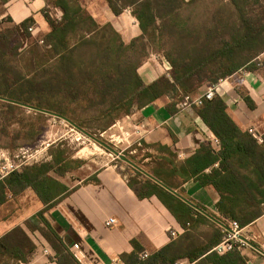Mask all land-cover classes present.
<instances>
[{
	"label": "trees",
	"instance_id": "trees-1",
	"mask_svg": "<svg viewBox=\"0 0 264 264\" xmlns=\"http://www.w3.org/2000/svg\"><path fill=\"white\" fill-rule=\"evenodd\" d=\"M197 1L106 0L115 15L129 8L139 23L142 34L126 43L111 23L99 24L76 0H55L63 14L54 19L47 8L43 9L49 33L36 36L29 31L33 18L20 24L28 50L16 27L0 28V97L66 117L95 137L134 109L141 110L165 96L173 99L170 109L174 114L186 96L192 97L201 87L225 78H231L239 95L254 109L241 71L264 77V0H228L232 9L221 6L222 11L213 16L214 25L198 21L195 15H184ZM152 53H161L171 69L148 82L139 68ZM193 109L219 140V148L205 141L183 164L162 157L157 167L147 171L173 190L181 185L171 181L174 176L183 182L200 180L219 196L213 217L224 225L235 220L245 228L264 215V135L260 144L250 130H242L227 113L226 101L219 94ZM26 111L38 119L45 115L0 100L1 149L33 145L43 133L35 121L26 119ZM163 149L171 152L169 147ZM49 155L50 161L23 166L0 179V208L29 188L43 204L24 222L25 227L16 226L0 238V264H28L33 259L37 245L27 231L44 238L53 252L50 259L57 264H81L46 213L70 193L60 178L80 169L84 161L69 156L62 143L51 146ZM147 158L154 161L157 157L147 153L143 159ZM164 161L172 168L166 169ZM135 163L140 166V162ZM207 169L210 171L205 172ZM136 173L142 179L128 185L137 197H156L183 231L176 237L170 234L171 241L154 251L143 235L133 238V250L119 255L123 264H175L183 260L247 264L242 250L213 251L226 235L222 226L154 180ZM91 180L98 182L96 176ZM179 193L184 194L182 190Z\"/></svg>",
	"mask_w": 264,
	"mask_h": 264
},
{
	"label": "crops",
	"instance_id": "crops-1",
	"mask_svg": "<svg viewBox=\"0 0 264 264\" xmlns=\"http://www.w3.org/2000/svg\"><path fill=\"white\" fill-rule=\"evenodd\" d=\"M54 2L55 0H0V28L16 27L26 43L20 24L33 18L35 35L44 36L49 33L50 26L43 15V9L47 8L54 19L61 18L63 14L61 7ZM76 3L86 8L99 24L111 23L126 43L142 34L139 23L129 8L124 9L120 15H115L106 0H76ZM152 54L139 68V73L148 82L169 74L171 69L161 53ZM241 74L243 86L255 105L254 109L239 95L231 78L219 81L216 94L224 98L227 113L242 130H254L263 136L264 77L246 69ZM208 87L209 85L201 87L192 97L201 96ZM173 102V99L165 96L137 110L141 124L147 131V153L157 157L154 161L145 159V162L151 163L152 168L157 167L162 157L172 159L176 165L183 164L205 141H211L216 149L219 148L214 141V134L193 107H177L178 111L173 114L170 109ZM163 146L169 147L171 152H167ZM2 155H6V151H0V157ZM164 162L166 169L172 168V165ZM209 171L207 169L205 172ZM93 176L98 179L97 183L91 180ZM170 179L181 184L175 191L182 190V196L208 214H217L216 203L219 196L212 187L202 186L196 178L187 182H183L179 176ZM60 181L68 187L70 193L56 208L48 211L46 217L68 248L76 257L82 258L83 264H123L119 255L133 250L130 243L133 238L143 235L149 249L154 251L171 241L172 230H180L175 218L156 197L139 199L129 187L128 181L110 168L91 173L71 185L63 178ZM42 208L43 204L31 188L16 197H10L0 208V238L16 226L25 227L24 222ZM108 219L115 222L110 227L106 226ZM27 232L37 245L36 253L28 264H57L50 259L53 252L44 238L38 232ZM243 234L256 246L242 250L247 264H264V215L245 227Z\"/></svg>",
	"mask_w": 264,
	"mask_h": 264
},
{
	"label": "rangeland",
	"instance_id": "rangeland-1",
	"mask_svg": "<svg viewBox=\"0 0 264 264\" xmlns=\"http://www.w3.org/2000/svg\"><path fill=\"white\" fill-rule=\"evenodd\" d=\"M221 6L232 9L230 8L231 5L228 0H199L188 6L184 10V15H195L198 21H208L211 25H214L216 20L213 16L218 15L222 11L220 9ZM231 20L232 17L228 21ZM27 44L24 47L25 49L28 48ZM261 58H264V54ZM25 117L30 121H35L34 123L37 124V127L43 133L33 145L14 150L0 148V151H6V155L16 164L26 166L43 161H50L49 149L53 145L62 143L63 148L66 149L69 156L84 161V165L80 169L63 178L70 185L104 168L114 170L128 182L142 179L136 173L138 170L63 119L49 114H45L42 118L38 119V116L31 111H26ZM114 125L116 126H112V129L109 128L107 131L100 133L97 138L115 148L122 155L129 158L132 157L136 162H140V166L144 169H151V163L145 162L143 159V156L147 154L148 143L145 141L147 133L141 131V128L144 129V126L141 124V117L137 114V109L132 111L129 118L126 116ZM14 128L19 127L16 126ZM139 131L140 133H138ZM2 142L6 145V141ZM0 162H3L2 159H0ZM142 176L146 177L144 174Z\"/></svg>",
	"mask_w": 264,
	"mask_h": 264
},
{
	"label": "built area",
	"instance_id": "built-area-1",
	"mask_svg": "<svg viewBox=\"0 0 264 264\" xmlns=\"http://www.w3.org/2000/svg\"><path fill=\"white\" fill-rule=\"evenodd\" d=\"M29 31L35 32L36 31L35 27L31 26L29 28ZM218 85H219V83L215 84V85H210L208 87V89L201 96H199L197 98H193L191 96H186L184 101L179 105L180 108L193 107L194 105L199 106L203 103L204 99L212 100L216 95ZM141 131L143 133H147L145 128L144 129L141 128ZM138 133H140V131ZM251 133L253 134L254 138H256L258 140V142L260 144L263 143V136L261 134H259L258 132L254 131V130H251ZM214 141H215V143L219 144V140L216 137L214 138ZM0 159H2V161H3V162H0V179L5 177L9 173L16 171V170H19L21 167H23L22 164H16L15 162H13L7 155H2L0 157ZM114 223L115 222L113 219H108L106 221V226L110 227ZM225 226L229 227L230 230L223 227L226 231V235L224 236L223 240L213 248V251L217 252L218 254H225V253L233 251V250H243L245 248L250 247V245L242 239V237L244 236V234H243L244 228H242L237 221L230 220L228 222V225H225ZM182 231L183 230L180 228V230L178 232L172 230L170 232V234L172 237H176ZM46 252H48V250H46ZM146 257H147V254H144L143 258H146ZM77 259L81 264H83L82 258L80 259L79 257H77ZM112 264H119V263H112ZM175 264H197V263L196 262H188L186 260H183V261H178Z\"/></svg>",
	"mask_w": 264,
	"mask_h": 264
},
{
	"label": "water",
	"instance_id": "water-1",
	"mask_svg": "<svg viewBox=\"0 0 264 264\" xmlns=\"http://www.w3.org/2000/svg\"><path fill=\"white\" fill-rule=\"evenodd\" d=\"M0 100L3 101H7V102H11L17 105H22L25 107H28L30 109L45 113V114H49L52 115L54 117L63 119L65 121H67L71 126H73L74 128H76L77 130H79L80 132H82L83 134L89 136L90 138H92L95 142L99 143L101 146H103L105 149H107L108 151H110L111 153H113L114 155L120 157L121 160L125 161L126 163H128L130 166L134 167L136 170H138L139 172H141L142 174H144L146 177L154 180L156 183L160 184L162 187H164L166 190H168L169 192L175 194L177 197H179L181 200H183L185 203H187L188 205H190L191 207H193L194 209H196L197 211L201 212L202 214L206 215L209 219H211L212 221L216 222L217 224H219L220 226L230 230L229 227L223 225L220 221H218L216 218H214L212 215L208 214L207 212H205L203 209H201L199 206L195 205L193 202H191L190 200L186 199L184 196H182L179 192L171 189L170 187H168L167 185H165L163 182H161L160 180H158L157 178H155L154 176H152L149 172H147L146 170H144L141 166L137 165L134 161H132L129 157L122 155L120 152H118L115 148H113L112 146H110L109 144L105 143L103 140L91 135L90 133H88L87 131H85L84 129L80 128L79 126H77L73 121L67 119L66 117H63L61 115L52 113V112H48L45 110H41L38 108H34L31 106H27L25 104H22L20 102H16L13 100H9L6 98H2L0 97ZM242 239L244 241H246L250 246H252L253 248H256V246L250 242L249 240H247V238H245L244 236L242 237Z\"/></svg>",
	"mask_w": 264,
	"mask_h": 264
}]
</instances>
